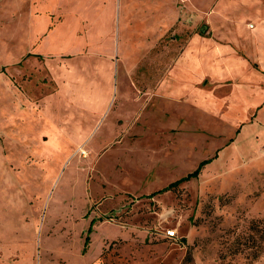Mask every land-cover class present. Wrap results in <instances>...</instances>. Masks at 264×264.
<instances>
[{
    "label": "rangeland",
    "instance_id": "374dc122",
    "mask_svg": "<svg viewBox=\"0 0 264 264\" xmlns=\"http://www.w3.org/2000/svg\"><path fill=\"white\" fill-rule=\"evenodd\" d=\"M59 1L63 16L84 1L88 15L112 8L118 61L125 60L121 0ZM44 6L0 0V264H264V90L242 81L177 99L134 92L113 118V136L101 129L78 143L54 129L41 147L33 137L45 126L31 123L29 102L50 87L41 62L27 56V35L44 24L28 13ZM147 15L153 31L155 14ZM192 20L139 63L152 68L150 82L200 31ZM83 30L79 38L89 40ZM141 31L136 20L128 53L140 56L152 45ZM203 160L210 163L198 178L168 189Z\"/></svg>",
    "mask_w": 264,
    "mask_h": 264
},
{
    "label": "crops",
    "instance_id": "0c3cea01",
    "mask_svg": "<svg viewBox=\"0 0 264 264\" xmlns=\"http://www.w3.org/2000/svg\"><path fill=\"white\" fill-rule=\"evenodd\" d=\"M147 1L121 0L117 5L124 33L119 41L125 56L121 61L118 41L112 36V8L88 15L84 1L64 15L69 18L66 23L59 0H45L43 10L32 9L28 13L31 23L42 20L44 24L39 31L32 30L31 36L27 35L31 39L27 56L41 62L50 87L29 102L33 107L31 123L44 125V130L52 127L51 132L42 129L33 137L39 146L44 147L54 138V129L57 134L72 132L68 136L79 140L78 143L92 132L96 137L101 129L113 136V118L126 97L134 92L153 91L150 99L161 95L177 99L183 92L202 91L210 85H238L242 81H248L246 89L264 90L258 85V79L264 84V0H218L213 6L209 2L205 9L194 7L192 0H154L155 8ZM239 4L247 9L241 10ZM148 10L155 14L153 31L146 22ZM193 17L197 24L201 23L200 31H192L178 55L165 63L155 82H150L152 68H139V63H147L152 49L170 30L175 39V33L188 22L193 24ZM89 18L92 23L85 21L86 26L80 27L81 21ZM136 20L142 26L140 39L146 42L153 38L152 45L140 56L139 52L128 53L132 48L131 27ZM203 27L207 28L205 34L201 33ZM82 30L91 35L89 40L79 38ZM132 54L137 57H131ZM243 75L250 79H241ZM90 120L91 125L84 124Z\"/></svg>",
    "mask_w": 264,
    "mask_h": 264
},
{
    "label": "trees",
    "instance_id": "16d2710c",
    "mask_svg": "<svg viewBox=\"0 0 264 264\" xmlns=\"http://www.w3.org/2000/svg\"><path fill=\"white\" fill-rule=\"evenodd\" d=\"M171 33H172V30H170V31L166 34L165 37L171 35ZM165 37H164V38H165ZM164 38H163V39H164ZM209 163H210V160H203V161H201V162L198 164L197 168H196L193 172L187 174L185 177L179 179L178 181H176V182L170 184V186H169L168 189H172V187L177 186V185H179V184L182 183V182H186V181H189V180H191V179L198 178V176H199L201 170H202L207 164H209ZM157 193H161V192L159 191V192H156V194H157ZM153 195H155V194H153ZM151 197H152V196H151ZM87 245H88V240L86 239V241H85V243H84V249H83V252H84V253H85V250H86ZM187 260H190V257H188Z\"/></svg>",
    "mask_w": 264,
    "mask_h": 264
},
{
    "label": "water",
    "instance_id": "95a60500",
    "mask_svg": "<svg viewBox=\"0 0 264 264\" xmlns=\"http://www.w3.org/2000/svg\"><path fill=\"white\" fill-rule=\"evenodd\" d=\"M205 30H206V28L203 27V28L201 29V33H205Z\"/></svg>",
    "mask_w": 264,
    "mask_h": 264
},
{
    "label": "built area",
    "instance_id": "2783aa9c",
    "mask_svg": "<svg viewBox=\"0 0 264 264\" xmlns=\"http://www.w3.org/2000/svg\"><path fill=\"white\" fill-rule=\"evenodd\" d=\"M171 234V236L173 235V233H170Z\"/></svg>",
    "mask_w": 264,
    "mask_h": 264
},
{
    "label": "bare ground",
    "instance_id": "6f19581e",
    "mask_svg": "<svg viewBox=\"0 0 264 264\" xmlns=\"http://www.w3.org/2000/svg\"><path fill=\"white\" fill-rule=\"evenodd\" d=\"M87 97H89V96H87Z\"/></svg>",
    "mask_w": 264,
    "mask_h": 264
}]
</instances>
